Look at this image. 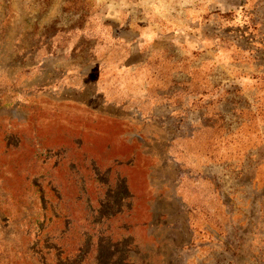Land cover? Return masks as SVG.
Here are the masks:
<instances>
[{"label": "rangeland", "instance_id": "1", "mask_svg": "<svg viewBox=\"0 0 264 264\" xmlns=\"http://www.w3.org/2000/svg\"><path fill=\"white\" fill-rule=\"evenodd\" d=\"M116 2L0 0V264H264L230 227L264 217V0L248 27H202L208 51L177 40L132 76ZM86 106L107 117L90 124ZM82 155L126 179L109 178V218Z\"/></svg>", "mask_w": 264, "mask_h": 264}, {"label": "crops", "instance_id": "2", "mask_svg": "<svg viewBox=\"0 0 264 264\" xmlns=\"http://www.w3.org/2000/svg\"><path fill=\"white\" fill-rule=\"evenodd\" d=\"M234 1L180 0L178 2L180 7L176 10V0H119L120 3L116 2V5H113L117 12H123L118 15L119 18L116 24L118 34L115 35V38H117L115 41L120 45V48H123V52L119 56V59H121L119 62H122V70L118 72L119 76L137 74L141 67L143 68L148 64L149 55L155 51L164 50L159 54L163 53L167 56L169 52L165 48L171 47L177 40L179 43H190L192 39L197 44L194 49H202L203 45L205 46L204 49H206L208 42L215 38L206 41V37L204 38L205 32L201 30L202 27L211 26V30L214 31L213 35L219 37L217 34L220 33V30L228 29L231 23L233 25L231 18L239 14L243 18L249 15L251 19V15H254L253 12H256V7H259L261 3V0H253L251 8H249L245 4L240 5V0H238V4H234ZM248 1L250 2L251 0ZM201 2L204 4H199ZM243 2L245 3L246 0H243ZM188 6L191 8H188ZM201 6L203 7L201 8ZM251 24H253L252 19L248 22L244 21L243 25L248 27ZM198 27H200L201 31L197 30ZM213 45V43L210 44L211 51H216L213 49ZM206 51L208 50L206 49ZM200 52L204 53L202 50ZM211 59H214V57H211ZM92 83L95 84V91L101 97V100L104 99L107 102H111L103 95L102 78H95ZM121 89L128 91L127 87ZM128 101L127 99L124 101L120 100V102L115 101L114 104L126 105ZM86 107V110L90 112V118L95 121H101L107 117V113L97 112V109L94 107ZM208 192L211 196L215 194L211 187L208 189ZM259 211L258 221L252 219V217L251 220L250 216L248 217L242 210L240 212L233 211L235 213L231 217L230 227L232 229L235 228L238 250L247 247L251 251L257 249L264 255V217L261 216L262 210ZM216 224H219V221ZM240 231H248L249 233H245L240 238V234L242 233H239ZM256 234L261 238V242L259 243L255 242L254 237ZM251 263L252 259L250 258L249 264Z\"/></svg>", "mask_w": 264, "mask_h": 264}, {"label": "trees", "instance_id": "3", "mask_svg": "<svg viewBox=\"0 0 264 264\" xmlns=\"http://www.w3.org/2000/svg\"><path fill=\"white\" fill-rule=\"evenodd\" d=\"M68 37H69V35L66 34V37L64 39L66 40ZM88 122H90V124H92V122H96V121L93 120L92 118H90V120H88ZM97 122H99V121H97ZM101 123H103V122H101ZM91 126H93V125H91ZM93 129H96V128L95 127L89 128V130H91V131H94ZM98 129H101V128L99 127ZM87 132L88 131H86V133ZM82 157H83L82 162L85 164V167H87V170L89 171V174L86 176V178L83 174L81 175V179H82V182L84 184L83 192L86 194V200L88 203L92 202V205L94 204L95 206L96 205L98 206L97 210L95 211V212H97V216H96L97 220H101L103 217L109 218L112 215H114L115 213H118V211H119V210L113 211L115 209V206H117L118 204H117V202L114 203V202L110 201L109 196L107 195V192H110V185L108 183L109 178L111 179L112 177H114L112 179L115 181L116 185H118L121 188L123 185L126 186V184L124 183L126 181V179L119 172V170L115 167V165H113V164L103 165V164H100L98 162L96 163V161L93 160V158L88 157L86 155H82ZM69 163L73 169L79 171V168L77 166V162L75 160L70 158ZM91 179L94 180V182H96V184L98 183L97 187L100 188V190L104 187L106 188L105 192H103L104 194L102 196H99L100 192H97L96 199H94V200H92L90 198V196L87 194L86 189H85L86 188L85 185ZM122 182H123V184H122ZM129 195L126 193L122 198L129 197ZM105 198H108V200ZM120 202H121V200H119V203ZM65 221H67L66 218H65L64 222ZM100 248H104V247L100 246Z\"/></svg>", "mask_w": 264, "mask_h": 264}]
</instances>
